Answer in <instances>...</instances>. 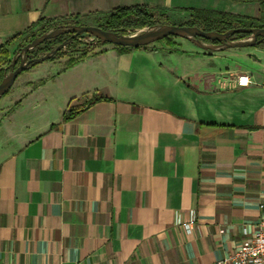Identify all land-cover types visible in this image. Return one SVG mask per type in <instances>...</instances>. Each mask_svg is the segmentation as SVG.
<instances>
[{"label": "crops", "instance_id": "0c3cea01", "mask_svg": "<svg viewBox=\"0 0 264 264\" xmlns=\"http://www.w3.org/2000/svg\"><path fill=\"white\" fill-rule=\"evenodd\" d=\"M133 4L260 11L258 0H0V44L41 18ZM82 40L0 97V264H217L251 240L264 202V44L175 36L119 52ZM94 92L114 99L63 120Z\"/></svg>", "mask_w": 264, "mask_h": 264}, {"label": "trees", "instance_id": "16d2710c", "mask_svg": "<svg viewBox=\"0 0 264 264\" xmlns=\"http://www.w3.org/2000/svg\"><path fill=\"white\" fill-rule=\"evenodd\" d=\"M247 1V0H245ZM260 5V11L258 15H246L238 14L230 11L209 9V8H198V7H186L179 8L188 12L189 18L181 23L172 22L169 13L166 9L151 4H133V5H122L117 6L110 10L106 14H98V18L95 20V25H99L107 30H115L120 33L129 34L136 30L143 29L146 27H152L161 23H173V24H184V25H196L205 31L219 30L226 31L230 28L235 27H257L264 26V0H258ZM81 14L71 15L68 17L61 18H41L37 23H33L22 31H18L11 37L7 38L5 42L0 44V81L5 76V74L12 69H14L19 61L20 56H17L16 62L12 64V58L10 51L7 46L11 45L17 41L20 37H23L19 43V51L21 48L29 41H31L36 36L42 34L43 32L55 28L62 24H89L84 22L81 18ZM39 24V27L36 26ZM71 33L60 34L54 38L45 40L42 44L29 50L30 57L42 56L63 40H65ZM83 36L92 37L93 35L84 33L80 34L70 41L63 49L59 50L53 58L62 56L69 51L78 50V44L81 42ZM251 36V33H235L230 36V39L237 40L243 39ZM175 35H168L165 38L158 40L161 42L163 40L172 39ZM261 38V37H259ZM205 42H217L208 39H202ZM98 42H103L96 39ZM108 43V42H107ZM264 40L260 41L256 45H263ZM87 46L91 45V42L86 43ZM119 52H127L135 48H146L148 45L143 46H123L115 45ZM18 51V52H19ZM76 62L75 59H70L67 66L73 65ZM32 66V65H31ZM30 66V67H31ZM83 104L70 102L69 106L63 113V120H69L76 117L87 107L93 105L94 103L102 100H113L111 96H107L101 92H94L87 95Z\"/></svg>", "mask_w": 264, "mask_h": 264}, {"label": "water", "instance_id": "95a60500", "mask_svg": "<svg viewBox=\"0 0 264 264\" xmlns=\"http://www.w3.org/2000/svg\"><path fill=\"white\" fill-rule=\"evenodd\" d=\"M71 33L60 44L43 54L42 56L30 57L29 50L42 44L45 40L54 38L60 34ZM88 33L96 39L114 45L143 46L155 43L168 35H175L187 38L204 49H219L227 47L254 46L264 40V26L257 27H235L226 31L211 30L205 31L196 25H182L173 23H161L152 27H146L140 31L129 34L120 33L115 30H107L95 24H62L49 29L27 42L19 51L20 61L18 65L7 72L0 81V97L4 95L14 84L16 78L31 65L51 59L63 49L73 38L80 34ZM235 33H251V36L243 39L232 40L230 36ZM261 37V38H259ZM217 42H205L202 39ZM17 56L12 58V64L16 62Z\"/></svg>", "mask_w": 264, "mask_h": 264}, {"label": "built area", "instance_id": "2783aa9c", "mask_svg": "<svg viewBox=\"0 0 264 264\" xmlns=\"http://www.w3.org/2000/svg\"><path fill=\"white\" fill-rule=\"evenodd\" d=\"M87 42H97L94 36L84 38ZM237 83L240 86H248L251 79L248 74L238 76ZM263 216L256 225L254 236L240 247L226 254L217 261V264H264V202L260 204ZM191 225V224H189Z\"/></svg>", "mask_w": 264, "mask_h": 264}, {"label": "rangeland", "instance_id": "374dc122", "mask_svg": "<svg viewBox=\"0 0 264 264\" xmlns=\"http://www.w3.org/2000/svg\"><path fill=\"white\" fill-rule=\"evenodd\" d=\"M166 11L169 13L170 19L172 22L181 23V22L186 21L189 18L188 12H185V11L184 12L179 11V10H170V11L166 10ZM98 16L99 15L96 14V15H93L92 17L84 18L82 20L86 21V23L94 24L95 20L98 18ZM140 30L141 29L136 30V31H140ZM22 38L23 37H20L17 41H15L11 45H9L10 50H11V57L10 58H13L14 56H19V52H18L19 51V43L21 42ZM84 38H87V36L82 37V39H84ZM82 41H84V40H82ZM38 64H40V63L33 64L31 68H35V67L37 68L39 66ZM1 65H3V64H0V66ZM29 78H30L29 71H27L26 73H23L22 76L20 77V79L18 80L17 85H16L17 87L15 89V105L13 107H15V108L18 107L21 104V102L23 101L24 97L26 96V94L23 93L22 90H24V88H25L24 85L28 81ZM16 80H17V78H16ZM37 85H39V83H36L34 86H32V88H35ZM78 101L81 103L82 99L77 100L76 102H78Z\"/></svg>", "mask_w": 264, "mask_h": 264}]
</instances>
